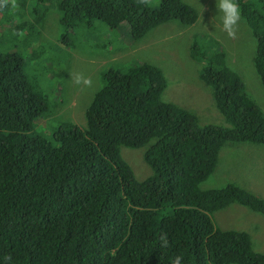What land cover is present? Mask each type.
Instances as JSON below:
<instances>
[{
	"label": "trees",
	"instance_id": "trees-1",
	"mask_svg": "<svg viewBox=\"0 0 264 264\" xmlns=\"http://www.w3.org/2000/svg\"><path fill=\"white\" fill-rule=\"evenodd\" d=\"M54 1L67 28L94 19L112 28L126 23L135 40L197 18L184 0ZM237 3L264 85V0ZM7 5L0 0V12ZM199 61L226 126L200 124L188 108L163 101L161 68L137 62L125 72L102 71L84 123L55 127L45 124L51 98L35 90L22 56L0 53V264H172L178 256L180 264H264L246 231L219 228L213 218L232 203L264 216V197L228 179L200 187L224 144L264 147V112L224 52ZM142 146L150 172L138 179L120 150Z\"/></svg>",
	"mask_w": 264,
	"mask_h": 264
},
{
	"label": "rangeland",
	"instance_id": "rangeland-1",
	"mask_svg": "<svg viewBox=\"0 0 264 264\" xmlns=\"http://www.w3.org/2000/svg\"><path fill=\"white\" fill-rule=\"evenodd\" d=\"M7 1L6 9L0 12V53L17 51L35 90L51 98L46 126L84 123L85 109L102 86V71L115 68L125 72L137 62H150L161 68L166 81L161 92L163 101L188 108L200 124L226 126L212 99L211 88L199 78V60L220 51L224 52L226 65L243 79L249 96L264 112V85L252 60L256 40L251 28L242 19L235 35H227L214 19V0H184L197 11L194 23L161 24L138 40L132 39L126 23L112 28L94 19L89 25L67 28L59 21L61 12L54 0ZM22 6L25 7L20 18H16L14 12ZM2 15L5 16L1 18ZM193 44L195 57L191 54ZM144 148L120 150L138 179L150 172L139 155ZM227 179L264 197V147L246 142L224 144L214 171L200 187H220ZM213 218L219 228L246 231L252 248L264 252V216L232 203L216 210Z\"/></svg>",
	"mask_w": 264,
	"mask_h": 264
},
{
	"label": "clouds",
	"instance_id": "clouds-1",
	"mask_svg": "<svg viewBox=\"0 0 264 264\" xmlns=\"http://www.w3.org/2000/svg\"><path fill=\"white\" fill-rule=\"evenodd\" d=\"M188 1L193 2L194 0H188ZM214 4H215V9H216V14L214 16V19L217 20L222 31L227 33V35L229 36H234L239 22L242 21L241 9L237 3V0H214ZM219 152H218L217 161L214 167H216V164L218 162ZM160 240H161L162 245L164 246L167 245V240L163 236L160 237ZM180 262H181V257L179 256L176 257L174 260H172V264H180Z\"/></svg>",
	"mask_w": 264,
	"mask_h": 264
},
{
	"label": "bare ground",
	"instance_id": "bare-ground-1",
	"mask_svg": "<svg viewBox=\"0 0 264 264\" xmlns=\"http://www.w3.org/2000/svg\"><path fill=\"white\" fill-rule=\"evenodd\" d=\"M8 21V20H7Z\"/></svg>",
	"mask_w": 264,
	"mask_h": 264
}]
</instances>
